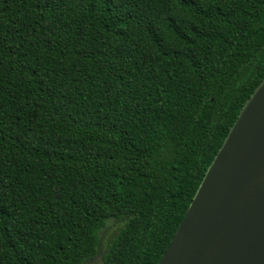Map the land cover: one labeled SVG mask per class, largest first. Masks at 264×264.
I'll return each mask as SVG.
<instances>
[{
    "label": "trees",
    "instance_id": "trees-1",
    "mask_svg": "<svg viewBox=\"0 0 264 264\" xmlns=\"http://www.w3.org/2000/svg\"><path fill=\"white\" fill-rule=\"evenodd\" d=\"M263 78L264 0H0V264H158Z\"/></svg>",
    "mask_w": 264,
    "mask_h": 264
},
{
    "label": "water",
    "instance_id": "water-1",
    "mask_svg": "<svg viewBox=\"0 0 264 264\" xmlns=\"http://www.w3.org/2000/svg\"><path fill=\"white\" fill-rule=\"evenodd\" d=\"M158 264H264V78Z\"/></svg>",
    "mask_w": 264,
    "mask_h": 264
},
{
    "label": "rangeland",
    "instance_id": "rangeland-1",
    "mask_svg": "<svg viewBox=\"0 0 264 264\" xmlns=\"http://www.w3.org/2000/svg\"><path fill=\"white\" fill-rule=\"evenodd\" d=\"M113 231H114V230L111 229V230L109 231V233H107V235L105 236V239H104V242H105V243L108 241V238H110L111 234H113ZM89 264H102V260H101V258H98V259H96V261L91 262V263H89Z\"/></svg>",
    "mask_w": 264,
    "mask_h": 264
},
{
    "label": "bare ground",
    "instance_id": "bare-ground-1",
    "mask_svg": "<svg viewBox=\"0 0 264 264\" xmlns=\"http://www.w3.org/2000/svg\"><path fill=\"white\" fill-rule=\"evenodd\" d=\"M262 179V178H261Z\"/></svg>",
    "mask_w": 264,
    "mask_h": 264
}]
</instances>
